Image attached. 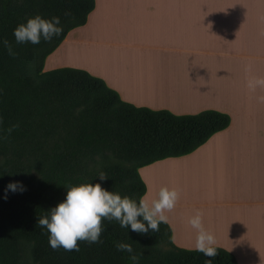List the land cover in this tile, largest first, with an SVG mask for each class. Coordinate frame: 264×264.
Segmentation results:
<instances>
[{
    "label": "trees",
    "instance_id": "1",
    "mask_svg": "<svg viewBox=\"0 0 264 264\" xmlns=\"http://www.w3.org/2000/svg\"><path fill=\"white\" fill-rule=\"evenodd\" d=\"M95 8L96 0H0V264H238L218 246L214 258L177 246L168 223L141 234L102 219L99 242L78 241L71 251L53 249L48 230L37 224L65 199L68 182L99 183L138 202L147 188L141 167L190 154L231 123L215 109L180 115L136 106L86 69L45 71L48 56ZM35 15L59 17L63 32L18 44L14 29ZM100 172L108 178L101 180ZM32 173L29 181L16 180ZM17 182L16 191L8 189ZM118 242L130 244L138 261L117 250Z\"/></svg>",
    "mask_w": 264,
    "mask_h": 264
},
{
    "label": "crops",
    "instance_id": "2",
    "mask_svg": "<svg viewBox=\"0 0 264 264\" xmlns=\"http://www.w3.org/2000/svg\"><path fill=\"white\" fill-rule=\"evenodd\" d=\"M100 1L108 10L139 12L137 17L168 30L167 43H162L168 46L163 72L139 64L101 75L122 99L180 115L206 108L232 115L228 128L192 153L141 167L147 187L143 197L155 198L163 186L180 191L174 210L165 213L177 246L194 248L196 230L188 218L199 210L217 246L231 252L238 264H264V102L258 99L264 88L253 92L247 87L249 75L264 77V1L254 8L261 17L254 13L229 24L210 18L215 14L208 6L187 0H96V8ZM228 32L234 39L231 45L225 41ZM92 44L97 42L88 41L87 46ZM156 56L161 58V53ZM248 64L251 74L245 72ZM231 92H247L248 97L234 100L230 107L221 100Z\"/></svg>",
    "mask_w": 264,
    "mask_h": 264
},
{
    "label": "clouds",
    "instance_id": "3",
    "mask_svg": "<svg viewBox=\"0 0 264 264\" xmlns=\"http://www.w3.org/2000/svg\"><path fill=\"white\" fill-rule=\"evenodd\" d=\"M63 32L59 17L51 19L40 15L29 17L26 23L19 24L14 29V37L18 44L32 43L39 44L41 37L45 41H51L54 36H59ZM10 56H15L11 45L7 40L3 41ZM245 72L251 74L252 66H245ZM247 87L250 91L257 88H264V77L249 75ZM264 102V96L258 98ZM19 127L12 125L6 131L11 133L13 129ZM101 180L107 179L104 172L98 174ZM18 183H10L8 189L16 191ZM23 190V186H20ZM66 196L56 206L49 209L47 216L39 217L37 224L45 227L49 232V243L53 249L64 248L65 250H78V241L90 243L99 242L102 232V219L117 220L121 227L131 226L133 231L141 234L148 233L149 229L154 232L160 230V224L168 223L166 212L174 210L180 198V191L176 188L163 186L159 189L155 198L149 199L141 197L139 201L128 196H121L119 193L105 190L99 183L81 182L65 184ZM142 216L141 222L137 218ZM190 226L196 230L194 248L190 251L203 253L206 257L214 258L218 255L217 240L215 235L207 230L203 224V213L199 210L188 218ZM117 250L129 253V259L138 261L139 257L133 253V248L125 242L116 244ZM205 264H212L208 259Z\"/></svg>",
    "mask_w": 264,
    "mask_h": 264
},
{
    "label": "rangeland",
    "instance_id": "4",
    "mask_svg": "<svg viewBox=\"0 0 264 264\" xmlns=\"http://www.w3.org/2000/svg\"><path fill=\"white\" fill-rule=\"evenodd\" d=\"M143 1L157 2L158 0ZM187 1L208 6V12L215 14L210 16V18H216L225 24H229L233 21L236 23L238 20H248L250 15L255 17L254 13L257 14V17H261L262 12L260 10L254 12V8H261L264 0ZM139 2H142V0H139ZM104 8L105 5L101 4L100 1L97 4L96 10L90 14L88 22L84 26L72 31L68 35L67 41H65V39V42L63 41L60 45L61 47H58L59 50L57 48V51L55 50L48 56L44 70L48 71L58 67L74 66L86 69L93 75L102 79L104 78L101 75H103L106 70L110 73L111 69L116 70L117 67L120 68L119 71H122L128 67L139 64L147 65V67H150V69L154 71L160 70L163 72V62L167 63L166 53L168 51V46L162 45V43H167V26H152L149 20L147 21L140 16L137 17L139 12L133 10L128 11L120 7L113 8L112 10ZM94 18H96L95 21H93ZM85 27L86 31L82 29ZM228 33L230 35L227 36V39L225 37V41L227 44L231 45L234 39H232V33ZM97 37L102 39L99 38V40H97ZM88 41H94L97 42V44H92L88 47ZM140 42L146 46L141 45ZM79 43L81 47L74 49V46H77ZM159 44L161 45L159 50H157L155 46L158 47ZM78 50L80 54H78ZM157 53H161V58H157ZM242 53H245V51ZM227 54L231 56L234 55V53ZM247 97V92L242 96L231 92L227 97H223L221 101L224 102L225 105L232 107L233 104L231 102L239 98ZM163 100L167 101L166 99ZM142 106L147 107L145 105ZM207 109L212 108H206L204 110ZM225 113L229 114L230 117L232 116L229 112ZM35 176H37V174L32 173L31 175L19 176L16 180L29 181L31 177Z\"/></svg>",
    "mask_w": 264,
    "mask_h": 264
}]
</instances>
